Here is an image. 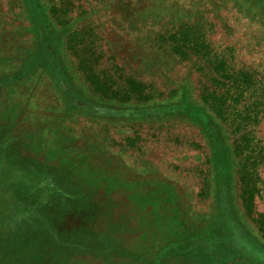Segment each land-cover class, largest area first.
<instances>
[{"label":"rangeland","instance_id":"obj_1","mask_svg":"<svg viewBox=\"0 0 264 264\" xmlns=\"http://www.w3.org/2000/svg\"><path fill=\"white\" fill-rule=\"evenodd\" d=\"M60 3L0 0V115L14 125L10 134L23 131L31 144L29 159L42 164L35 166V176L43 180L35 187L33 178L27 188L13 179L6 192L0 191V225L9 228L14 214L13 224L23 230L0 234V264H56L60 255L58 264H126L122 255H129L131 264H158L152 260L156 251L164 264H264V231L244 213L238 182L248 156L244 172L255 210L264 214V0H152L156 15L148 9L149 0H70L63 20L74 22L78 32L93 28L100 34L76 44V50H84L85 43L94 42L89 45L97 60L94 74L112 82L135 76L143 80L146 94L153 93L143 107L117 105L112 111L75 70L73 58L43 54L34 59L42 49L36 35L44 33L47 9L56 4L61 12ZM47 36L46 51L53 55L57 39ZM47 63L64 67L67 79L61 74L54 79L60 69L46 73ZM71 85L84 100L67 97ZM218 92L233 94L220 115L203 97ZM198 108L205 125L194 118ZM208 124L218 130L212 136L215 146L209 143ZM221 149L237 156L231 206L218 199L223 189L216 175L225 178V171L219 165L223 172L217 174L210 163ZM218 156L219 163L225 160ZM60 158L75 170V182L84 179L91 196L95 191L99 199L114 195L107 203L115 212L109 229L149 240L150 250L129 240L132 246L123 251L112 234L101 232L106 217L94 214L89 225L95 235L83 236L90 238L85 245L78 242L81 234H23L37 225L26 216L40 217V198L41 203L52 199L48 189L57 204L62 202L54 192L68 185L67 174L54 165ZM140 186L155 188L154 200L128 194ZM126 211L134 214V232L117 217ZM91 245L101 251H90ZM85 253L92 258L81 257Z\"/></svg>","mask_w":264,"mask_h":264},{"label":"trees","instance_id":"obj_2","mask_svg":"<svg viewBox=\"0 0 264 264\" xmlns=\"http://www.w3.org/2000/svg\"><path fill=\"white\" fill-rule=\"evenodd\" d=\"M150 6L149 10L152 11L153 15H156V9L152 3V0H149ZM63 6V11L59 12L56 8V4H53L52 6L47 9V14L45 18V26H44V33L43 34H37L36 35V41L39 44V46H42L40 54H35L34 59L39 60L40 56L44 54V56H52V57H60L61 56H68L70 58H73L75 60V70L79 73L83 74V76L86 77L87 81H89V87L91 88L92 92L96 95L99 99H105L107 100L108 104L106 105V108L112 110H117V105H139L143 107V105L146 104V101L150 99V96L145 93L146 88L145 84L143 83V80L141 78H137L135 76H125V77H119L115 82H112L111 80L107 79L106 77L100 78L99 74H94V68L96 69L97 60L93 58V51L90 50V46L94 44V42H87L84 44L85 49L81 50L80 48L76 50L77 43L83 44V39L86 41V39H91V36H98L100 35L97 30L92 29H84V32H78L75 29L74 22H67V20H63L65 17V14L68 13V8L70 6V0H62V3H60ZM59 4V5H60ZM120 5V4H119ZM120 7V6H119ZM49 10V11H48ZM50 14V15H49ZM140 15H143L140 13ZM145 17V16H144ZM138 26V25H137ZM187 26V24H186ZM96 29V27H95ZM47 32L50 34V36H55L57 41L55 42V46L53 47V55H49L46 51V48L48 47L46 45V42L48 41ZM101 40V37H100ZM88 47V48H86ZM196 47V46H195ZM79 51H83L80 53ZM199 51V50H198ZM47 52V54L45 53ZM66 54V55H65ZM198 55V54H195ZM204 55V54H202ZM206 55V54H205ZM54 58V59H55ZM200 58H203V56H200ZM63 61V60H62ZM59 66V65H58ZM27 67V69H29ZM44 71L48 74L56 73V69H60L61 72L56 73L53 77H56V75L61 74L60 77L62 80H66L67 76L65 74V68L62 66H55V64L47 63L44 64ZM58 79V77L54 78ZM72 80V79H69ZM12 81V80H11ZM115 86V87H114ZM150 87L154 88V85L150 84ZM69 94L67 97L74 98L75 96L78 97V99H85V96L82 95V91L77 88L74 85H71L69 87ZM243 94L242 91H240V94L237 95V97H241L240 95ZM153 97V93L150 94ZM227 96L232 97L233 94H230ZM226 94H222L221 92L218 93H211L209 95L203 96L205 101L210 103V107L213 109V111L217 112L219 115L223 112V109L226 105L227 100ZM231 99V98H230ZM67 102V98H66ZM237 102V101H236ZM203 112L201 109H196L194 112V118H196L199 123L206 124L207 120L202 116ZM204 115V114H203ZM207 128H209V143H212V146H215V136L212 138L213 134H217L218 130L215 127V125H207ZM7 131L5 133H2L4 130ZM13 129L14 125L8 122L6 115H0V133L2 137L0 138V191L6 192V185L11 181V184H14L13 179H17L16 184L23 185L25 187H29L30 183L33 178H37L36 175V169L35 166L42 165L37 159L34 161H31L28 155V152H30L31 144L28 142V140L22 136L24 135L23 131L20 132L19 135H14L13 133H9L8 130ZM12 130V131H13ZM21 135V136H20ZM221 143L224 142L219 136L217 138ZM223 149H221V153L217 150L214 153L211 163V167L217 171V174L219 171L223 172L225 171V178H221L220 176L216 175V183L218 184V189H223L222 192L218 195L219 200H223L224 202H228L229 206H231V200H232V185L230 182L234 180V169L235 164L234 161H236L237 156L234 158L232 156H226ZM219 154L222 156H225V160H220L219 163ZM65 162V160H60L54 164L56 169L59 170V172L64 175L67 174V186L65 188L55 190L54 192L61 196L62 202L61 204H57L55 201V197H53V191L48 189V191H51V197L52 199L50 201H44V203H41L40 198L39 206H42L41 215L38 217V215L30 216V213L26 216L30 220L31 223H37V225L33 226L32 228L26 229L23 234H81V236H78V242L84 243L89 241L90 238H86V240L81 239L83 236H87V234H91L92 236L95 235L92 228H90V217L92 214L99 216L101 219L103 217H106L104 221H106V229L101 228V232H107L109 234H112L114 238L112 239L114 244L117 246L122 247L123 251H127L132 244L128 243L129 240L133 242H137L139 245L142 244L143 246L147 247L149 246V240H146L144 243L141 239L136 240L135 237L130 236V234L123 233L122 231L113 232V229L110 226L115 224L114 216L115 212H109L108 211V205L109 200L111 199L112 194L106 197L98 198V192L95 191V193L91 196L93 193L86 185L84 184V179L81 178L77 182L74 181L75 176V170L72 168V166ZM247 165H241V168L243 169V173L238 177V182L240 186V196L242 201V206L244 208V213L246 216L255 224L258 226L259 231H264V214L259 213L255 210L254 206V198L253 193L251 191V185H250V179L249 174L244 172L246 170V166H248V156L246 157V161H244ZM72 164V163H71ZM237 164V163H236ZM220 166H222L221 169ZM240 165V164H238ZM75 167V166H74ZM218 167L220 169H218ZM69 168V170H68ZM55 169V170H56ZM68 170V171H67ZM65 171V172H64ZM12 173L13 178L9 180V175ZM16 176V178H14ZM35 179V180H37ZM42 178L38 179L34 186L36 187V184L41 185L42 184ZM4 187V188H2ZM20 187V186H19ZM51 187H57V186H51ZM19 189V188H18ZM121 188L117 189L120 190ZM155 188H149V189H142V187H138V189L134 190H128V194L132 195L136 199L139 198L143 201H150L154 200V195L152 194V191ZM170 191H173L174 193L176 191L169 189ZM22 193V192H20ZM109 193V192H107ZM23 194V193H22ZM22 198V197H21ZM18 200V198H11L10 201ZM140 201V200H139ZM42 204V205H41ZM61 205V206H60ZM232 215L233 213H229ZM222 216H227V214L222 211ZM18 218L16 215L11 214L8 217V221L10 222L9 228L6 229L3 225H0V234H21L23 230H18V227L13 224L12 220L14 218ZM234 217V214L232 215ZM36 217V218H35ZM38 217V218H37ZM118 218H122L124 220H127L129 224V232H134L136 230V226L133 223L134 214H130L129 211H126L123 215H118ZM35 218V219H33ZM24 219V218H23ZM45 224L46 232L43 233L41 224ZM41 223V224H40ZM70 224L72 225V230H68L66 225ZM237 224L241 226L242 229H246L244 227V223H241L237 221ZM43 226V225H42ZM108 228V229H107ZM96 229V228H95ZM104 229V231H103ZM99 229H96V231ZM100 232V231H99ZM121 238H119L120 236ZM119 236V237H118ZM102 239V238H101ZM184 238H179L175 240L172 243H179L183 241ZM124 240V242H121ZM86 243L82 244L85 245ZM124 244V245H123ZM171 244V243H170ZM136 245V244H135ZM169 245V244H168ZM167 247V246H166ZM90 251L96 252L101 251V248L93 247L91 245ZM149 249V248H148ZM148 249L145 248V250L148 251ZM150 250V249H149ZM158 250V249H157ZM89 251V250H87ZM140 255V254H137ZM61 256V255H60ZM60 256H56V264L60 261ZM89 257L86 253L83 254L81 257ZM141 256V255H140ZM161 251H156L153 255L152 260L157 259L158 264H164L161 260ZM63 257V256H62ZM181 257V256H180ZM65 259V257H63ZM178 258V257H177ZM122 259L126 261V264H131V258L129 255H122ZM149 260V261H152ZM154 262V261H153ZM55 263V262H54ZM133 263V262H132ZM136 264V263H135ZM144 264V263H141ZM156 264V263H155Z\"/></svg>","mask_w":264,"mask_h":264}]
</instances>
